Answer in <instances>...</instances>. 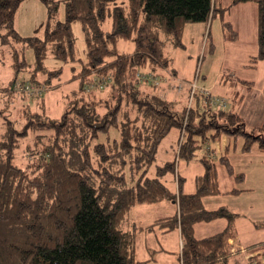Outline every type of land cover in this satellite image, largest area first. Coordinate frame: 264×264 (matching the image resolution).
I'll use <instances>...</instances> for the list:
<instances>
[{"label":"trees","instance_id":"obj_1","mask_svg":"<svg viewBox=\"0 0 264 264\" xmlns=\"http://www.w3.org/2000/svg\"><path fill=\"white\" fill-rule=\"evenodd\" d=\"M22 1L0 0V46L12 45L13 71L27 67L13 47L21 41L34 50L35 69L29 80L33 84L39 82L36 74L43 70L49 47L56 60L79 61L80 68L72 75L77 88L60 118L46 117L42 98L37 101L39 112L23 109L21 128L5 117L10 102L0 109L4 128L0 134V264H147L153 259L135 258L136 233L175 229L182 241L181 264H227L235 254L228 240L235 236L237 214L226 207L206 210L202 200L220 194L216 163L236 183L244 177L234 172L226 154L215 161L204 155L196 158L198 145L192 135L212 127L214 140L240 135L242 152L254 143L264 151V121L255 136L243 132L242 119L232 110L211 111L204 104L201 114L191 107L179 114L169 108L167 100L153 94L157 86L141 85L135 79L138 69L173 72L165 43L182 48L184 26L209 22L218 12L214 1L62 0L65 20L47 27L42 39L26 41L13 27ZM40 1L53 9L60 0ZM245 2L256 5L257 54L252 61L264 60V0H230L219 12ZM106 20H110L109 31L102 29ZM73 21L84 32L85 61L74 52ZM223 26L225 40H236L232 25L223 22ZM120 41L132 44V50H120ZM71 69L76 71L75 66ZM60 72L61 68L49 71L45 82ZM93 73L110 81L101 90L85 93L82 86ZM193 100L198 103L199 96ZM174 126L182 132L176 157L196 159L202 166L192 193H184L180 176L176 191L161 180L175 172V158L156 165L154 176H148L159 143ZM23 139L33 140V149L24 151L33 155L32 161L24 168L15 163V149ZM239 192L234 188L228 193ZM162 201L175 203L177 211L144 227L130 223L135 205ZM218 218L227 221L222 231L195 238L196 223ZM254 226L264 228V221ZM249 250L260 251L250 258L259 261L264 256V241Z\"/></svg>","mask_w":264,"mask_h":264},{"label":"rangeland","instance_id":"obj_2","mask_svg":"<svg viewBox=\"0 0 264 264\" xmlns=\"http://www.w3.org/2000/svg\"><path fill=\"white\" fill-rule=\"evenodd\" d=\"M117 1L120 2L121 0ZM239 14L249 15L247 10L231 13L230 17L233 20V23H231L232 29L238 33V38L234 41L225 40L224 26L220 14L215 15L209 22L203 23L205 28L199 40H195L193 33L187 30L184 38H182V48L176 47L167 41L165 43V55L169 59L170 66L175 67L177 70L183 88L180 92H177L174 88L176 83L171 82L172 87L169 88L168 92L166 89V94H164L161 93L162 90L160 89L162 84H158L153 94L167 100L169 108L179 114L183 112L184 108L189 106H191L193 111L197 110L201 114L203 112L201 107L205 104L204 100L199 96L198 103L195 100L191 102L187 95L188 82L192 81L197 74V89H206L214 96L223 97L227 102V110H232V112L237 113L241 117L244 124L243 132L246 134L254 133L257 136V126L264 121V60H257L256 63H253V56H251L249 50L252 51L255 48L256 25L254 23V28L252 29L251 23L248 20L243 21L239 19ZM64 20L65 7L62 0L58 1L53 9L47 7L40 0H23L15 11L13 27L17 35L25 39L24 41L30 37L42 39L47 27H52L54 23L63 22ZM254 21H256V18H254ZM190 25H195V23ZM102 29L104 31L111 29L110 20L105 21ZM71 30L74 39L75 55L77 59L85 61V39L80 23L73 21ZM11 46V44L0 46V109L8 106L10 102L9 114L7 115V112H5V117L10 119L17 128H21L25 121L24 115L21 114L23 109L26 108L31 112H39L37 110V101L42 98L46 117L52 119L60 118L68 100L73 98L71 92L77 88V79H71L73 73H76L80 68L79 61L74 64L69 62L62 63L53 57L52 47H49L42 62L43 70L39 69V72L36 74V79L39 82H34L37 83L35 85L38 87L41 85L45 87L44 94L41 97H29L24 93L16 92L13 85L17 79L33 84L29 81L31 73L35 69L33 47L23 41L13 43V47L18 51V59H23L27 64V67L15 73L12 67ZM118 48L123 51H131L133 45L120 41ZM195 51L196 53L194 54ZM71 65L76 67V71L71 69ZM246 65H256V68L249 69ZM59 68H61V72L46 83L45 79L48 72ZM8 87L9 91L7 90ZM4 90L8 92H4ZM234 96L235 99H233ZM195 120L197 119L195 118ZM1 123L2 119H0V134L4 129ZM214 131V128L208 127L202 133H194L192 135L197 140L198 145L195 151L196 158L203 155L208 157L209 152H214L217 158L218 153L223 152V139L228 142L229 154L240 152L241 144H243L242 136L232 137L223 135L220 139L214 140L210 136ZM180 136V129L174 126L161 140L155 160L149 168L148 176H154L156 165H162L164 162L176 158ZM32 142V139H23L19 143V146L15 149L16 165L24 168L28 162L32 161L33 155L28 154V151L24 152L28 148L33 149ZM257 144L254 143L252 145L251 151H259ZM233 161H237L234 156ZM175 163L177 166L179 163V171L182 175H184V166L190 165L191 168L188 170L192 174L187 175L185 173V185L187 188L191 185L193 186L191 176L197 172V168L202 170L200 162L196 160L185 161L177 158ZM173 175L174 173L168 172L161 178L171 190L176 189ZM219 175L221 179H226L221 181V186L226 187L231 177L226 174L222 167H219ZM260 175V180L250 178L253 179L250 186L254 188L252 196L259 198L258 203L264 207V172ZM158 205L156 203L142 204L138 218L143 221L159 216L160 206ZM239 230L242 229L239 227ZM256 238L263 240L264 235L257 236ZM237 256L235 259H239ZM228 264H234V259L229 258ZM237 264H243V261H238Z\"/></svg>","mask_w":264,"mask_h":264},{"label":"crops","instance_id":"obj_3","mask_svg":"<svg viewBox=\"0 0 264 264\" xmlns=\"http://www.w3.org/2000/svg\"><path fill=\"white\" fill-rule=\"evenodd\" d=\"M213 1L215 9L218 11L216 13L221 15V19L223 22H228L231 24L233 23V20L230 17L232 12L247 10L249 15L239 14V19L243 21L248 20L249 23H251L252 29L254 28V23L256 25V21H254V18H256V5L253 2H245L239 5H234L224 12H219L229 4L230 0ZM216 13L214 15H217ZM204 28L205 27L203 23H195V25L186 24L183 28L182 38H184L186 31L190 30L195 36V40H199L204 31ZM252 51L249 50V53H251V56L255 57L257 54L256 41L255 48ZM195 53L196 51L194 52V54ZM246 67L249 69H254L256 68V65H246ZM171 68L174 70L173 72H170L168 69H159L155 73L159 76V84H162L160 88L162 90L161 93L166 94L165 90L167 89L166 91L168 92L169 88L172 87L171 82H174L175 84L177 80H180L178 77L179 74L177 73L175 67ZM185 80L187 81V79ZM244 82L247 83L246 81ZM233 99H235V96L233 97ZM223 143V152L218 153V157L220 155L226 154L230 164L233 167L234 172L237 174L242 173L244 179L241 183H236L231 177L232 179L230 178V181H228L229 184L226 187H222L221 181L225 179H221L219 175V167L222 166L215 162L217 167V181L220 194L203 198L202 205L206 210H215L220 207H226L233 213L237 214V217L234 220L235 236L228 240V243L232 247L231 251L235 252V254H233V256L229 258L234 259V264H237L238 261H243V264H245L247 256L259 254L260 252L259 250L253 251L255 249L249 250L250 247H254L257 243L264 241V238L263 240L256 238L257 236L264 235V228H255L254 226L255 223L264 221V207L258 203L259 198L252 196L254 194V188L250 186V183L253 182L252 180H260V174L264 172V151H260L259 149V151H251V146L250 150L247 152H242L240 150L239 153L233 152L232 154H229L228 142L223 139ZM233 156L237 159L236 162L233 161ZM207 158L214 159L213 161L217 159L214 152H209ZM190 168V165H185L183 168V174L185 175V173H187V175H191L192 173H190L188 170ZM252 172H254V174L251 175ZM201 174L202 170L197 168V172H195L193 176H191V178L193 179V186L191 185L189 186V188H187L185 185L186 178L180 173L178 163V166H175V172L173 175L176 188L174 189V191L177 190V176H180L182 179V190L184 191V193H192L195 190V179ZM234 188L238 189L240 192L238 194H229L228 192ZM156 204H159L158 206H160L159 216L155 218H148L147 220L143 221L138 218V215L141 212L142 204L135 205L129 215L130 223H133L138 227H144L151 224L158 218L171 216L177 211V205L173 202L162 201ZM226 224L227 221L224 218H218L210 222L196 223L194 226V236L197 239L211 236L222 231ZM239 227L242 230H239ZM181 246L182 241L179 230L175 229L169 232H160L158 230L150 232L144 230L138 231L136 233L135 239V258L138 261L152 258L153 260L148 262L147 264H181ZM236 256L239 257V259H235Z\"/></svg>","mask_w":264,"mask_h":264},{"label":"built area","instance_id":"obj_4","mask_svg":"<svg viewBox=\"0 0 264 264\" xmlns=\"http://www.w3.org/2000/svg\"><path fill=\"white\" fill-rule=\"evenodd\" d=\"M198 78V75L196 74L194 79L190 82H188V98L189 101H193L195 95L200 96L204 103L207 105V107L211 111H217V110H227V102L223 97H218L212 95L208 90L206 89H197L196 86V79ZM135 79L137 83L141 85H150V86H157L159 84V76L151 71H146L142 69H138L135 73ZM110 81V78H106L104 76H99L96 73H93L91 76V79L87 82H85L82 86V89L85 93H91L97 90H101L105 87L106 83ZM174 88L177 92H180L183 88V84L181 80H177L175 82ZM14 89L18 93H24L25 95L29 97L38 96L41 97L44 94L45 87L43 85L36 86L35 84H31L28 82L21 81L20 79H17V81L13 85ZM191 106L188 107V109ZM182 136V132H181ZM180 136V137H181ZM181 139L179 140V142ZM178 157H176L177 159ZM253 255L247 256V263L248 264H264V256L260 258L259 261H251L250 258Z\"/></svg>","mask_w":264,"mask_h":264}]
</instances>
